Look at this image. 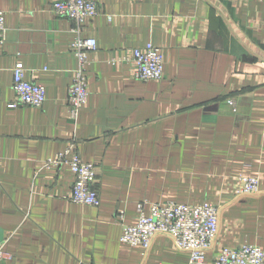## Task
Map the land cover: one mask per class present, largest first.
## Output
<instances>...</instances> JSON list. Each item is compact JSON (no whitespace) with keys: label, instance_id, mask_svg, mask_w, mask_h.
Returning a JSON list of instances; mask_svg holds the SVG:
<instances>
[{"label":"crops","instance_id":"1","mask_svg":"<svg viewBox=\"0 0 264 264\" xmlns=\"http://www.w3.org/2000/svg\"><path fill=\"white\" fill-rule=\"evenodd\" d=\"M54 1L0 0V264H214L221 247L264 252V1L94 0L98 14L79 23L56 16ZM73 29L97 42L76 122ZM149 42L163 77L141 81L132 50ZM17 63L44 86L41 107L7 106ZM69 143L96 167L97 206L68 199V165H44ZM239 176L257 177L258 193L238 195ZM141 201L217 205L203 260L165 234L148 250L122 243L116 215L134 224Z\"/></svg>","mask_w":264,"mask_h":264},{"label":"built area","instance_id":"2","mask_svg":"<svg viewBox=\"0 0 264 264\" xmlns=\"http://www.w3.org/2000/svg\"><path fill=\"white\" fill-rule=\"evenodd\" d=\"M264 1V0H262ZM50 10L59 17H67L79 23L98 14L94 0H55ZM70 49L76 58L73 77L66 91L67 118L76 122L80 109L88 100V82L86 67L89 52L95 50L94 37L82 36L73 29ZM4 11L0 10V42L5 39ZM131 62L133 76L141 81L160 80L163 77V58L159 47L151 42L132 50ZM25 69L17 63L12 68V90L14 98L8 103L9 108L18 106L41 107L45 101L44 86L24 77ZM232 110L236 102L227 100ZM66 164L74 175L68 199L76 204L97 206L99 196L94 188L96 167L81 160L75 144L69 143L53 158L45 161V166ZM236 188L238 195H252L259 191L257 177L239 176ZM220 208L215 204H179L171 201L150 203L141 201L136 205L134 224L123 223V214L118 213L122 232L120 241L132 247L148 250L157 234L168 235L178 251L189 254L191 263L201 262L205 252L214 244L219 231ZM4 256L0 242V257ZM214 264H264V252L256 245L244 244L237 248L221 247Z\"/></svg>","mask_w":264,"mask_h":264}]
</instances>
